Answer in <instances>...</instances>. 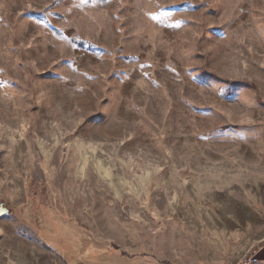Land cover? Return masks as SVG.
<instances>
[{
    "label": "rangeland",
    "instance_id": "obj_1",
    "mask_svg": "<svg viewBox=\"0 0 264 264\" xmlns=\"http://www.w3.org/2000/svg\"><path fill=\"white\" fill-rule=\"evenodd\" d=\"M264 264V0H0V264Z\"/></svg>",
    "mask_w": 264,
    "mask_h": 264
},
{
    "label": "trees",
    "instance_id": "obj_2",
    "mask_svg": "<svg viewBox=\"0 0 264 264\" xmlns=\"http://www.w3.org/2000/svg\"><path fill=\"white\" fill-rule=\"evenodd\" d=\"M250 264H263V263H261V262H259V261H253L252 263H250Z\"/></svg>",
    "mask_w": 264,
    "mask_h": 264
}]
</instances>
